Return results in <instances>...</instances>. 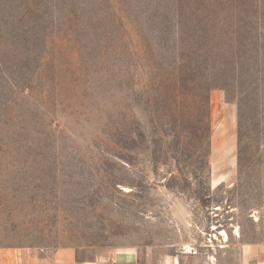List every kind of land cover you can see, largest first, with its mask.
<instances>
[{
  "label": "rangeland",
  "instance_id": "1",
  "mask_svg": "<svg viewBox=\"0 0 264 264\" xmlns=\"http://www.w3.org/2000/svg\"><path fill=\"white\" fill-rule=\"evenodd\" d=\"M143 9L0 0V258L264 245V0Z\"/></svg>",
  "mask_w": 264,
  "mask_h": 264
},
{
  "label": "crops",
  "instance_id": "2",
  "mask_svg": "<svg viewBox=\"0 0 264 264\" xmlns=\"http://www.w3.org/2000/svg\"><path fill=\"white\" fill-rule=\"evenodd\" d=\"M0 264H139L138 251L90 250L81 253L72 248L59 249L50 258H34L30 253H20L18 257L4 254ZM241 264H264V245H250L244 249Z\"/></svg>",
  "mask_w": 264,
  "mask_h": 264
},
{
  "label": "trees",
  "instance_id": "3",
  "mask_svg": "<svg viewBox=\"0 0 264 264\" xmlns=\"http://www.w3.org/2000/svg\"><path fill=\"white\" fill-rule=\"evenodd\" d=\"M139 2L142 4V6L145 7V11H151V8L154 7V0H139ZM126 3H123V5H125ZM145 19L149 20L150 17L149 15L147 14V12H144L143 15H142ZM240 149V148H239ZM240 154H241V149L238 150V154H237V165H238V168L241 166V157H240Z\"/></svg>",
  "mask_w": 264,
  "mask_h": 264
}]
</instances>
